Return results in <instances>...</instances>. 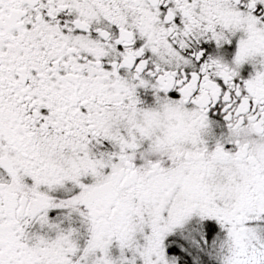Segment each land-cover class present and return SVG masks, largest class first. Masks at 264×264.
<instances>
[{
	"label": "snow or ice",
	"instance_id": "6c2138e0",
	"mask_svg": "<svg viewBox=\"0 0 264 264\" xmlns=\"http://www.w3.org/2000/svg\"><path fill=\"white\" fill-rule=\"evenodd\" d=\"M0 264H264V0H0Z\"/></svg>",
	"mask_w": 264,
	"mask_h": 264
}]
</instances>
